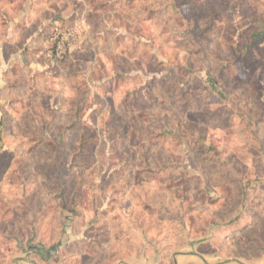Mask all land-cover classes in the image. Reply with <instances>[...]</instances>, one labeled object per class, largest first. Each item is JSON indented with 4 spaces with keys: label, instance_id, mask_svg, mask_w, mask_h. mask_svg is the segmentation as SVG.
Masks as SVG:
<instances>
[{
    "label": "rangeland",
    "instance_id": "374dc122",
    "mask_svg": "<svg viewBox=\"0 0 264 264\" xmlns=\"http://www.w3.org/2000/svg\"><path fill=\"white\" fill-rule=\"evenodd\" d=\"M0 52V264H264V0H0Z\"/></svg>",
    "mask_w": 264,
    "mask_h": 264
},
{
    "label": "crops",
    "instance_id": "0c3cea01",
    "mask_svg": "<svg viewBox=\"0 0 264 264\" xmlns=\"http://www.w3.org/2000/svg\"><path fill=\"white\" fill-rule=\"evenodd\" d=\"M23 14H25V12L21 14L20 19L24 16ZM3 54L4 53L0 52L1 60L4 59ZM6 56L9 57L10 59L12 58L18 61V59L22 58L24 54L21 51H19V52H12V54ZM0 69H1V64H0ZM161 251L162 250H158V251L155 250L153 253L150 252L149 250L146 254H142L138 256L130 255L128 257H124L122 259L117 260L114 264H163ZM30 253H31L30 251L25 250L22 253L16 255L12 260L11 264H39L37 263L36 259L30 257ZM205 260H206L205 256H202L201 254H198L194 251H183L182 253L174 254L173 256V264H189L191 262L195 264H199L200 261L204 262Z\"/></svg>",
    "mask_w": 264,
    "mask_h": 264
},
{
    "label": "built area",
    "instance_id": "2783aa9c",
    "mask_svg": "<svg viewBox=\"0 0 264 264\" xmlns=\"http://www.w3.org/2000/svg\"><path fill=\"white\" fill-rule=\"evenodd\" d=\"M51 36L49 37L50 40H56V53L58 54L61 49L65 48V41H68L72 38L73 33L70 30H64L59 24H55L52 26ZM46 44L48 39L44 41ZM62 52V51H61Z\"/></svg>",
    "mask_w": 264,
    "mask_h": 264
},
{
    "label": "trees",
    "instance_id": "16d2710c",
    "mask_svg": "<svg viewBox=\"0 0 264 264\" xmlns=\"http://www.w3.org/2000/svg\"><path fill=\"white\" fill-rule=\"evenodd\" d=\"M9 70H10V68H9ZM9 70H8V71H9ZM8 71H7V73H8ZM10 82H11L10 80H7L6 85H5L4 88L2 89L3 92H4V90H5L7 93H9V92H12L13 90H15V88H16V83H15L14 81H12V84H11ZM17 86H18V84H17ZM55 260H59V261H61L60 257H59L58 259H55Z\"/></svg>",
    "mask_w": 264,
    "mask_h": 264
}]
</instances>
